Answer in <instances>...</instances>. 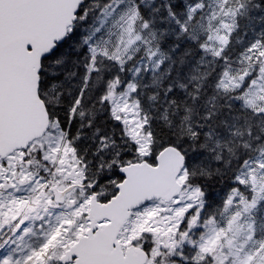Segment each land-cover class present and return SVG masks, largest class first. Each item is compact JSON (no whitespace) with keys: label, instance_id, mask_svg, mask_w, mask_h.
<instances>
[{"label":"snow or ice","instance_id":"snow-or-ice-1","mask_svg":"<svg viewBox=\"0 0 264 264\" xmlns=\"http://www.w3.org/2000/svg\"><path fill=\"white\" fill-rule=\"evenodd\" d=\"M0 264H264V0H0Z\"/></svg>","mask_w":264,"mask_h":264}]
</instances>
